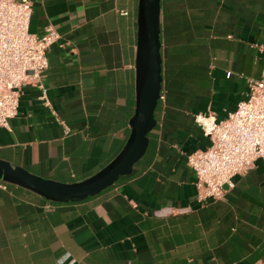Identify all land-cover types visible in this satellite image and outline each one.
<instances>
[{"label":"crops","instance_id":"1","mask_svg":"<svg viewBox=\"0 0 264 264\" xmlns=\"http://www.w3.org/2000/svg\"><path fill=\"white\" fill-rule=\"evenodd\" d=\"M137 0H31L51 24L40 82H23L0 157L56 180L84 178L123 146L135 106ZM163 97L129 172L75 200L0 177V264H256L264 257V160L221 197L196 198L185 154L209 139L198 110L225 116L259 76L264 0H159ZM159 208L160 212L153 210Z\"/></svg>","mask_w":264,"mask_h":264},{"label":"built area","instance_id":"2","mask_svg":"<svg viewBox=\"0 0 264 264\" xmlns=\"http://www.w3.org/2000/svg\"><path fill=\"white\" fill-rule=\"evenodd\" d=\"M31 0H0V125L9 126L17 111L23 82L35 81L47 65L46 49L59 33L46 24L39 33L28 29ZM264 51V43L258 44ZM246 96L223 117L211 110L194 112L193 119L208 136V143L186 152L193 169L196 198L221 197L234 185V175L264 160V56L259 76L247 77ZM158 97H163L159 90ZM160 212L159 208L153 210ZM256 264H264V257Z\"/></svg>","mask_w":264,"mask_h":264},{"label":"water","instance_id":"3","mask_svg":"<svg viewBox=\"0 0 264 264\" xmlns=\"http://www.w3.org/2000/svg\"><path fill=\"white\" fill-rule=\"evenodd\" d=\"M159 0H137L135 48V106L123 146L100 168L71 181L34 173L21 164L0 157V177L25 185L53 200H75L93 194L129 172L147 144L146 132L154 125L153 108L161 84Z\"/></svg>","mask_w":264,"mask_h":264}]
</instances>
